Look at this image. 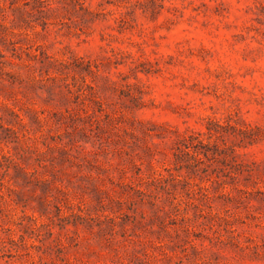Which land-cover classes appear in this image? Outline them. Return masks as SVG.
<instances>
[{"label": "rangeland", "instance_id": "rangeland-1", "mask_svg": "<svg viewBox=\"0 0 264 264\" xmlns=\"http://www.w3.org/2000/svg\"><path fill=\"white\" fill-rule=\"evenodd\" d=\"M0 264H264V0H0Z\"/></svg>", "mask_w": 264, "mask_h": 264}]
</instances>
